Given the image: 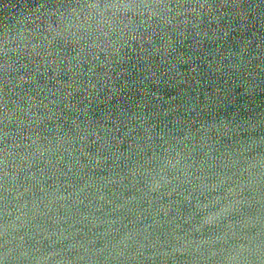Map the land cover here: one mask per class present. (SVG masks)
<instances>
[{
    "label": "water",
    "instance_id": "obj_1",
    "mask_svg": "<svg viewBox=\"0 0 264 264\" xmlns=\"http://www.w3.org/2000/svg\"><path fill=\"white\" fill-rule=\"evenodd\" d=\"M240 252L264 259V0H0V264Z\"/></svg>",
    "mask_w": 264,
    "mask_h": 264
},
{
    "label": "clouds",
    "instance_id": "obj_2",
    "mask_svg": "<svg viewBox=\"0 0 264 264\" xmlns=\"http://www.w3.org/2000/svg\"><path fill=\"white\" fill-rule=\"evenodd\" d=\"M124 7H130V6L125 5ZM214 215H215V214H211L209 218H210V219H211V218H214ZM241 259L246 260V258L243 257V256L241 255V252H240V253H237L236 255L229 254V256L226 257V260H228V261L230 262V264H231V262H233V261H239V260H241ZM260 264H264V259H261V260H260Z\"/></svg>",
    "mask_w": 264,
    "mask_h": 264
}]
</instances>
